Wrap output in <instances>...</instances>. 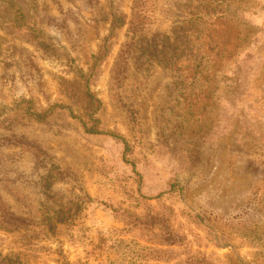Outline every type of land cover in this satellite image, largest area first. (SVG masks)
I'll list each match as a JSON object with an SVG mask.
<instances>
[{
  "label": "rangeland",
  "instance_id": "rangeland-1",
  "mask_svg": "<svg viewBox=\"0 0 264 264\" xmlns=\"http://www.w3.org/2000/svg\"><path fill=\"white\" fill-rule=\"evenodd\" d=\"M0 264H264V0H0Z\"/></svg>",
  "mask_w": 264,
  "mask_h": 264
},
{
  "label": "trees",
  "instance_id": "trees-1",
  "mask_svg": "<svg viewBox=\"0 0 264 264\" xmlns=\"http://www.w3.org/2000/svg\"><path fill=\"white\" fill-rule=\"evenodd\" d=\"M52 109H41L40 112H37L35 115H37V118H44L46 117L50 112H51ZM87 131H90V132H93L90 128H86Z\"/></svg>",
  "mask_w": 264,
  "mask_h": 264
}]
</instances>
